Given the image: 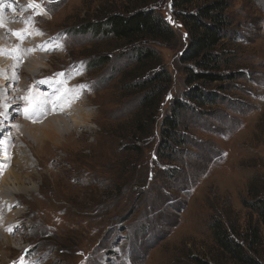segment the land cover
Instances as JSON below:
<instances>
[{"label": "rangeland", "instance_id": "1", "mask_svg": "<svg viewBox=\"0 0 264 264\" xmlns=\"http://www.w3.org/2000/svg\"><path fill=\"white\" fill-rule=\"evenodd\" d=\"M224 1L230 26L217 50L220 74L236 79L208 87L216 104L183 111L187 143L168 160L158 157L162 124L195 88L189 69L200 70L182 61L191 43L183 11L172 0H10V14L23 16L11 21L21 27L16 39L0 28L2 59L20 66L0 68V264H236L215 242L211 226L220 220L264 264V245L251 243L259 217L243 204L264 198V0ZM139 10L170 26L166 41L132 45L88 30ZM141 50L153 52L144 70ZM35 59L42 72L22 74ZM160 73L169 79L145 137L150 117L136 130L149 88L138 84ZM82 111L93 119L74 124ZM61 116L57 126L68 135L60 146L47 139L37 147L24 129ZM12 172L23 175L25 190Z\"/></svg>", "mask_w": 264, "mask_h": 264}, {"label": "trees", "instance_id": "2", "mask_svg": "<svg viewBox=\"0 0 264 264\" xmlns=\"http://www.w3.org/2000/svg\"><path fill=\"white\" fill-rule=\"evenodd\" d=\"M197 0H172L173 8L182 10V22L188 31V37L191 43L186 54H183L182 61L184 64L193 63L200 70L188 71V86H195L191 93L187 94V99L174 102L172 112L166 116L162 124L161 141L158 149V157L162 159H175L176 151L180 147H184L187 143L185 135L181 132V118L182 113L186 109H191L192 106L199 108L211 107L218 101V94L215 92H208V87L218 83L230 82L237 76L231 74L221 75L223 69L222 57L217 53V50L223 46L227 37V29L230 22L226 15L229 9L224 0H215L209 4L199 6L196 12H186L187 8ZM93 29L95 34L103 33L117 42L128 44L139 43L143 40L151 41H166V37L171 33L170 26L160 18L156 17L154 13L139 10L130 15L115 14L109 17L103 24L94 25L88 30ZM153 52L150 50H141L138 54V66L141 69H147L151 63ZM169 76L166 73H160L153 76L149 81L141 82L139 87H143L149 92L145 95L141 103V113L144 115L142 119L137 122V134H142L143 126L150 117V132L145 134L152 135L154 132L155 120L153 119V111L155 110L154 100L157 97V90L160 89L161 83L167 81ZM220 90H224L220 86ZM185 101V102H184ZM189 103V105H187ZM145 122L143 123V121ZM143 123V124H141ZM254 201H243L245 207L251 209L259 217L261 226L254 227L251 231L253 241L252 244L264 245V198L259 196L253 198ZM213 236L218 247L236 264H261L260 261L249 255L244 246L236 242L233 236H237L236 230L232 227H227L224 222L215 221L211 226ZM249 249L253 245L247 242ZM256 256L260 258L259 252Z\"/></svg>", "mask_w": 264, "mask_h": 264}, {"label": "bare ground", "instance_id": "3", "mask_svg": "<svg viewBox=\"0 0 264 264\" xmlns=\"http://www.w3.org/2000/svg\"><path fill=\"white\" fill-rule=\"evenodd\" d=\"M15 1V0H14ZM14 6V5H13ZM18 7V5H17ZM15 8V6H14ZM18 9V8H17ZM12 7H11V2L10 0H0V28L3 30L7 29L8 32H17L20 33V29L21 27L18 25H12L11 21H16L17 17L19 16L22 17L23 14H16V15H11L10 13L12 12ZM18 11V10H17ZM16 13V12H15ZM10 21V22H9ZM16 24V23H15ZM6 30V31H7ZM28 32L32 33L31 29H28ZM2 35V34H1ZM36 35V34H35ZM13 38L16 39L17 35L16 33H14ZM3 39V38H2ZM0 37V68L1 70H8V71H13L14 68V62L10 61V60H3L1 57V47L3 46L4 40H2ZM32 60V59H31ZM42 59H35V61L39 62V63H29L27 66H25L20 72L22 74L24 73H28V75H33L35 76V74L37 71H39L40 73L42 72V70H39V64H41ZM33 64V65H32ZM16 69H20V66L17 65ZM9 75V74H8ZM13 77V76H12ZM36 77V76H35ZM39 77V76H38ZM18 78V77H17ZM14 79V78H13ZM39 79V78H38ZM18 80V79H17ZM6 81V78H5ZM11 81V80H10ZM14 81V80H13ZM13 81H11V84L13 83ZM53 82H50V84H52ZM50 84H47L46 86L49 87ZM25 85V84H24ZM56 87V86H55ZM50 88V87H49ZM52 88V87H51ZM67 97V96H66ZM73 98V97H72ZM62 100V99H61ZM73 101V100H71ZM72 103V102H71ZM47 104V103H46ZM72 105V104H71ZM62 106V105H60ZM61 109V108H60ZM70 109V108H69ZM12 110V109H11ZM68 110V109H67ZM66 110V111H67ZM69 111V110H68ZM33 111L29 112L32 113ZM56 112V111H55ZM37 113V112H36ZM40 113V112H39ZM42 114H44V112H41ZM46 113V112H45ZM48 113V112H47ZM66 113V112H64ZM38 114V113H37ZM71 114V113H70ZM49 115V114H48ZM62 115V114H61ZM66 116V115H65ZM65 116H61V117H57V118H49L48 120L45 121V124L42 125L39 122L40 121H35V120H40L41 118H36L34 120H32L31 122H27L24 124V129L26 130V132L28 131V133L30 134V138L32 139V141L34 140L37 147H40L41 144L45 143L44 141L49 139L50 141H53L56 144H59V146L61 145V138H64V136H67L68 134L66 133V135L64 133H61V129L57 126V122L60 121L61 118H64ZM28 117H33V116H28ZM38 117V116H37ZM78 117V118H77ZM77 117H75V121H73V123L79 125L81 123H86V121H88L89 119H93L91 115H89L86 112H81L80 116L77 115ZM80 119V120H79ZM65 121V120H64ZM7 122V121H6ZM80 122V123H79ZM91 122V121H90ZM65 122H61L62 125H65ZM67 127V126H66ZM64 128L63 130L68 132L67 128ZM37 131L39 132H43L44 136L43 137H37L36 135L38 134ZM49 131V132H47ZM63 136V137H62ZM52 142V143H53ZM46 144V143H45ZM35 156V155H34ZM29 160V159H28ZM30 166V165H29ZM26 170V169H25ZM29 170V169H28ZM24 172V171H23ZM12 179L16 182L17 185L21 186L20 190H25V188L23 187L25 184L23 183V175L22 174H17L15 172L11 173ZM30 176V175H29ZM0 192L3 193L2 187H0ZM0 193V202H3L5 204V201H3V195ZM2 203V204H3ZM0 210H3V206L0 207ZM2 213V212H1ZM2 217V216H1ZM0 217V220H1ZM6 228V227H5ZM1 229V228H0ZM8 229V230H7ZM6 231L10 232L13 231V226L12 228H7ZM12 240L10 238L7 237V243L6 245H10Z\"/></svg>", "mask_w": 264, "mask_h": 264}, {"label": "snow or ice", "instance_id": "4", "mask_svg": "<svg viewBox=\"0 0 264 264\" xmlns=\"http://www.w3.org/2000/svg\"><path fill=\"white\" fill-rule=\"evenodd\" d=\"M16 35H18V36H19V35H20V33H16ZM29 99H30V101H31V98H29ZM29 110H30L29 108H26V109H25V111H29Z\"/></svg>", "mask_w": 264, "mask_h": 264}]
</instances>
